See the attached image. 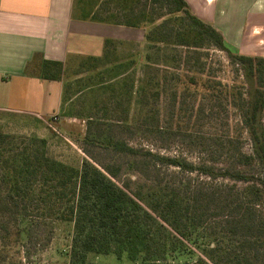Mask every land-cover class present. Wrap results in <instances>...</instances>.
Instances as JSON below:
<instances>
[{
  "label": "trees",
  "instance_id": "1",
  "mask_svg": "<svg viewBox=\"0 0 264 264\" xmlns=\"http://www.w3.org/2000/svg\"><path fill=\"white\" fill-rule=\"evenodd\" d=\"M71 17L149 26L134 90L139 118L146 122L156 106L158 119L168 113L178 127L189 99L199 103L198 115L216 114L224 130L213 136L214 154L194 162L109 132L92 134L104 123L88 121L78 168L49 156L45 138L0 130V264H15L14 251L29 261L57 221L73 225L68 264H97L89 254L124 257L125 264H264V57L231 48L185 0H73ZM113 41L105 39L103 55L87 60L101 62ZM206 49L225 52L231 82L211 73ZM62 73L61 62L42 60L41 79L60 80ZM192 173L203 180H191ZM209 212L219 219L218 232L203 236Z\"/></svg>",
  "mask_w": 264,
  "mask_h": 264
},
{
  "label": "rangeland",
  "instance_id": "2",
  "mask_svg": "<svg viewBox=\"0 0 264 264\" xmlns=\"http://www.w3.org/2000/svg\"><path fill=\"white\" fill-rule=\"evenodd\" d=\"M136 30L132 33H125V35L135 37L134 40H114L108 46L107 53L101 62L94 65L86 60L66 70L67 74L63 71V94L57 112L47 117L39 116L40 120L34 119L33 121H22L23 118H20L18 114L0 112V130L6 134L26 137L35 135L45 138L49 156L77 168L82 159L86 157L83 150L85 145L83 138L88 121L104 123L101 127L92 126V134L98 130L100 134L109 132L114 137L127 139L128 143L136 147L142 144L160 153L181 155L194 162L207 159L210 154L213 155L216 151V140L213 136L219 133L218 129L224 130V126L217 125L214 113L203 111L198 115L196 107L199 103L197 101L192 103L191 100H186L184 121L178 127L175 121L168 117V113L160 114L158 119L154 112L156 106H152V117L146 122L135 113L134 90L142 72L139 53L142 52L146 43L145 30ZM205 52L208 55L207 60L211 73L223 77L225 82H231L230 79L235 78V75L225 52L214 49H208V51L206 49ZM152 57H155V51L152 52ZM162 100L166 107L171 102L170 96ZM227 115V120L233 116L231 113ZM111 124L112 126L109 127L111 129L107 128ZM123 126L129 127L124 129ZM141 138H147L149 142L141 141ZM88 148L104 158L102 153L95 151V148L89 146ZM244 150L250 151L248 141L244 144ZM187 177L195 182L203 180V177L196 173L189 174ZM132 178H134L133 175ZM42 223L41 229L47 232L50 227L48 221L45 220ZM201 223L200 232L203 236L218 232L219 219L212 212L206 214ZM72 236L73 225L71 223L54 222L49 243L45 248L35 251L29 261L21 259V253L14 251L15 264H68ZM208 240L209 238L205 239V241ZM87 258L90 262L97 264L126 263L124 257L118 260L112 254L96 256L89 254Z\"/></svg>",
  "mask_w": 264,
  "mask_h": 264
},
{
  "label": "crops",
  "instance_id": "3",
  "mask_svg": "<svg viewBox=\"0 0 264 264\" xmlns=\"http://www.w3.org/2000/svg\"><path fill=\"white\" fill-rule=\"evenodd\" d=\"M185 1L231 48L264 57V0ZM72 7L73 0H0V112L22 121L57 112L64 76L41 79L42 60L61 62L67 74L77 63L102 56L105 39H135L125 35L133 28L73 19Z\"/></svg>",
  "mask_w": 264,
  "mask_h": 264
},
{
  "label": "built area",
  "instance_id": "4",
  "mask_svg": "<svg viewBox=\"0 0 264 264\" xmlns=\"http://www.w3.org/2000/svg\"><path fill=\"white\" fill-rule=\"evenodd\" d=\"M54 118H55V117H54ZM54 118H53V119H54ZM51 127H52L53 130H55L53 126H51Z\"/></svg>",
  "mask_w": 264,
  "mask_h": 264
}]
</instances>
